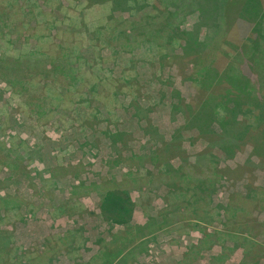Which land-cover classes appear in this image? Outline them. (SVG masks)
Wrapping results in <instances>:
<instances>
[{"label": "rangeland", "instance_id": "1", "mask_svg": "<svg viewBox=\"0 0 264 264\" xmlns=\"http://www.w3.org/2000/svg\"><path fill=\"white\" fill-rule=\"evenodd\" d=\"M227 1L0 0V15L6 13L2 5L26 4V11L13 6L7 13L10 15L6 19H13L16 27L11 29L12 43L2 45L5 48L1 51L15 53L24 45L42 44L52 55L46 62L49 69L55 57L58 63L61 50L67 55L76 49L90 59L81 57L76 61L86 72L83 75L87 82L76 92L66 90L71 80L61 71L52 73L40 69L35 75L27 76L31 83L41 84L42 88L34 91H27L24 86H21L24 90L19 86L13 88L0 78V197H14L21 205L9 216L11 225H3L1 229L10 231L16 249L25 250V261L31 258L33 249L44 245L49 235L65 234L71 229L82 235L72 245L71 256L80 261L91 259L99 249V241L108 239L121 226H111L102 220L98 192L87 187L94 182L100 183L103 177H115L120 181L123 174L130 172L119 160L120 152L126 156L151 154L161 144V139L170 140L175 130L185 123L184 113L173 110L179 98L189 102L196 94L194 83L182 76L175 64V56L183 53L184 37L178 34L177 41L161 40L157 45L138 34L128 36L132 32L127 28V21L133 25L149 17L140 25L143 34H148L151 21L157 22L156 27L160 29L166 25L171 34L182 30L202 53L218 45L213 56L216 65L223 69L236 55L237 47L264 45V0H231L227 7L231 6L228 11L236 21L227 33L219 36L225 28L224 4ZM166 8L173 12L171 21L177 27L158 23L166 22L162 18ZM56 35L60 37L55 38ZM39 37L42 38L40 42L36 40ZM128 38L136 40L133 45L123 44ZM74 58L71 57L72 62ZM63 60L65 63V57ZM187 61L185 59L184 64ZM237 62L249 73L247 56L237 58ZM184 70L190 75L192 68L186 65ZM108 78H118L122 82L112 90L102 89V94L81 97L91 90L97 79ZM131 80L132 85L128 83ZM51 82L53 89L59 92L55 95L61 98L60 102L51 95L54 94L51 87L46 86ZM77 82L81 83L79 79ZM36 104L44 107L40 115L32 110L38 111ZM118 133L123 136L113 147L112 134ZM182 133L184 148L195 158L206 142L196 139L194 131ZM251 152L252 148L247 146L234 158L223 160L221 165L244 164L251 158ZM253 160L258 161L257 158ZM173 163L178 165L180 160L175 159ZM146 168L153 170L150 164ZM255 177L256 185L264 187L263 168L255 171ZM244 183L225 182L213 197V204H226L234 190L244 192ZM74 185L81 195L72 199ZM84 191L87 194L82 195ZM164 191V188L158 189L149 197H143L137 189L131 191L137 203L134 223L145 224L147 212L155 215L165 207ZM256 216L264 221V210ZM214 225L219 227L218 222ZM197 227L198 224L193 223L192 227H169L158 233L149 241L147 252L136 264H176L189 247L202 239ZM209 230L215 229L209 227ZM259 241L264 244V238ZM221 251L219 245L204 249L190 264H210ZM243 260L240 247L217 264H244ZM70 261L64 254L49 264H71ZM45 263H48L47 258Z\"/></svg>", "mask_w": 264, "mask_h": 264}, {"label": "trees", "instance_id": "2", "mask_svg": "<svg viewBox=\"0 0 264 264\" xmlns=\"http://www.w3.org/2000/svg\"><path fill=\"white\" fill-rule=\"evenodd\" d=\"M230 2L231 0H228L224 4V14L227 17L225 16V28L219 36L227 33L236 21V17H230L228 11ZM13 6L26 11L24 3L1 6L6 13L0 15V78L13 88L19 86L22 90L34 91L42 88L41 84L31 83L27 80L28 77L35 75L40 69L52 73L61 71L71 80L67 91L81 90L87 84L83 75L86 72L81 65H76V61L81 57L90 59L76 49L67 55H63L61 50L58 63H55L56 57L50 60L49 66L52 69L46 67V62L52 55H49L42 44L24 45L15 53L1 51L5 48L2 45H10L13 41L11 29L16 27V23L13 19H6ZM171 16L173 18V12L164 9L162 18L166 22L158 23L177 27V24L171 21ZM146 19L149 17L146 16ZM145 20L135 21L133 25L127 21V28L132 32L128 36H144L147 42L157 45L161 40L177 41L178 34L184 37L183 53L175 56V64L180 74L194 83L196 94L189 102L179 98L173 105L175 112L184 113L185 123L175 130L170 140L161 139V144L151 154L126 156L120 152L118 158L130 172L123 174L120 181L115 177H103L100 183L94 182L87 187L88 190L98 192L99 216L102 220L111 226L119 225L121 229L111 233L109 240L101 239L97 254L90 260L80 261L74 258V264H133L140 255L147 252L148 243L155 235L169 227H192L193 223L198 224L197 228L203 237L199 243L189 247L176 264H190L198 253L215 245H219L222 251L211 259L210 264L224 262L229 252L240 247L244 253V264H261L264 259V244L259 240L264 238V221L260 220L256 213L264 210V187L256 185L255 171L264 169V45L237 47L233 59L220 69L213 56L218 45H213L208 53L199 52L192 39L182 30L176 28L178 30L171 34L166 25L162 26L164 29H160L156 27L157 22L153 21L149 23L148 34L144 35L139 29H142L140 25L145 23ZM37 23H40V20H37ZM36 40L40 42L42 38ZM218 40L220 37L216 41ZM134 41L136 40L130 41L128 38L123 44L133 45ZM46 56L49 57L44 60ZM241 56H247L249 59V73L237 62V58ZM64 57L66 62L62 63L65 61ZM71 57H75L74 62ZM185 59L188 61L184 64ZM186 65L192 68L190 75L185 73ZM78 79L83 85L77 82ZM97 81L91 90L83 93L81 97L85 98L87 95L89 98L90 94H102V89L112 90L122 82L118 78ZM128 83L132 85V80ZM21 86H24V89ZM46 86L51 87L50 90L54 93L51 95L60 102L61 98L55 95L58 91L53 89L54 83H48ZM118 89L119 87L116 90ZM36 106L38 111L34 108L32 110L42 114L44 107L41 104ZM184 130L194 131L196 139L204 140L207 144L195 158H191L184 148ZM112 136L113 147H116L117 139L123 135L118 133ZM247 146L252 148V152L251 158L244 164H238L236 167L221 165L223 160L234 158ZM175 159L180 160L178 165H174ZM147 164H150L153 170L147 169ZM142 170H145V173H142ZM239 181H245L244 192L234 190L229 194L226 204H213V197L224 187L225 182ZM82 186L85 187L84 184ZM161 188L165 190V207L155 215L147 212L145 224L134 223L137 203L131 191L137 189L143 197H149L151 192ZM71 193L72 199L81 195L75 185ZM83 194H87L86 191ZM20 208V203L14 197H0V264H44L49 251H52L51 248L46 249L42 255L35 253L36 256L25 261L24 256L15 250L10 231L1 229L3 225H11L9 216ZM216 222L219 227L214 225ZM209 227L215 230L210 231ZM78 234L80 233L77 230L68 232V235ZM63 243L56 242L59 248ZM229 243L232 246L228 245Z\"/></svg>", "mask_w": 264, "mask_h": 264}, {"label": "crops", "instance_id": "3", "mask_svg": "<svg viewBox=\"0 0 264 264\" xmlns=\"http://www.w3.org/2000/svg\"><path fill=\"white\" fill-rule=\"evenodd\" d=\"M69 231H72V229L71 230H69ZM69 231H67V232H69ZM66 232V233H67ZM51 234V235H49L48 237H47V239H46V241H44L45 243H44V245L40 248V249H38V250H34L33 249V251H34V253L33 254H31V257H34V256H36V255H42V253L43 252H45L46 251V249H52V251H49V253H48V257H47V259H48V263L47 264H49L50 262H51V260H53V259H55L56 257H60V256H62V255H66L67 256V258H70L71 259V264H74V257L73 256H71V254H72V245H74V244H76L77 242H78V236H79V238H81L80 236H82V235H80V234H78V236H73V235H68V233L67 234ZM109 238H110V236L108 237V239H106V240H109ZM59 241H63L64 243L60 246V248H59V246L56 244V242H59ZM54 243V244H53ZM15 246H17L16 244H15ZM76 246V245H75ZM75 250H76V248H74ZM15 250H17V252H18V254L19 255H26V252H25V250H23V251H21V249H15ZM30 253L32 252L31 250H28ZM19 252H22V254H20ZM98 252V251H97ZM35 253H37L36 255H35ZM97 254V253H96ZM95 254V255H96ZM94 255V256H95ZM93 256V257H94ZM142 255H140L138 258H137V260H136V262H134L133 264H136V263H138V260H140V257H141ZM50 258H52V259H50ZM92 258V257H91ZM80 260V259H79ZM88 260H90V259H88ZM87 260V261H88ZM46 264V263H45Z\"/></svg>", "mask_w": 264, "mask_h": 264}]
</instances>
